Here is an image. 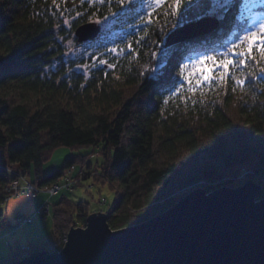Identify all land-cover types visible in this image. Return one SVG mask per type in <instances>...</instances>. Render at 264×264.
Wrapping results in <instances>:
<instances>
[{
  "label": "trees",
  "instance_id": "obj_1",
  "mask_svg": "<svg viewBox=\"0 0 264 264\" xmlns=\"http://www.w3.org/2000/svg\"><path fill=\"white\" fill-rule=\"evenodd\" d=\"M169 2L151 9L149 22L148 13L134 1L131 7L139 14L128 8L129 22L115 26L121 33L100 53L108 46L117 51L85 76L76 71L45 73L51 28L57 14L66 16L73 7L85 12L72 22L75 30L89 17L107 14L105 3L0 0V203L14 178L6 167L33 170L32 182L49 186L89 153L102 157L96 175L117 196L105 211L111 229L163 212L183 196L179 192L184 187L195 183L210 192L258 179L261 189L255 199L264 198V62L257 63L259 54L247 67L233 69L226 80L195 92L188 91L181 75L184 65L188 75L201 56L238 43L242 30L264 14V0H230L217 16L215 30L165 47L171 31L206 16L214 4L182 0L172 15ZM240 79L243 85L236 83ZM181 84L184 88L172 95ZM60 146L90 151L74 153L59 169L43 174V162ZM241 171L244 179H234ZM88 214L86 202L61 196L52 203V231L32 243L31 250L43 249L49 237L71 226L84 227ZM10 226L0 213V229ZM14 261L9 255L0 264Z\"/></svg>",
  "mask_w": 264,
  "mask_h": 264
},
{
  "label": "water",
  "instance_id": "obj_2",
  "mask_svg": "<svg viewBox=\"0 0 264 264\" xmlns=\"http://www.w3.org/2000/svg\"><path fill=\"white\" fill-rule=\"evenodd\" d=\"M206 15L171 31L164 46L202 36L218 27ZM95 22L79 24L78 41L94 39ZM260 185L245 180L210 192L196 188L163 212L111 229L103 212L69 228L60 251H35L10 264H264V198Z\"/></svg>",
  "mask_w": 264,
  "mask_h": 264
},
{
  "label": "rangeland",
  "instance_id": "obj_3",
  "mask_svg": "<svg viewBox=\"0 0 264 264\" xmlns=\"http://www.w3.org/2000/svg\"><path fill=\"white\" fill-rule=\"evenodd\" d=\"M87 1L95 6L101 4L98 0H95V2L94 0ZM134 1L140 2V5L146 11V15L151 11V8L148 7L150 0ZM229 2L230 0H214L212 10L206 15L220 17ZM253 2L255 3V0ZM114 7H118L116 8L117 10H114ZM128 8H130L128 4L116 5L115 0L110 5L105 3V12L107 14L105 13L102 17H97L96 15L88 18L89 21L95 22L97 19L101 21L99 23L101 30L98 36L84 42L76 41L74 30L71 27L73 21L78 20L81 15L83 17L85 16V12L82 10L76 11L77 9L72 7L69 11H66V16L61 13L57 14L54 19L55 24L53 23L54 26L51 28L52 41L47 48L49 60L44 65L45 73L49 74L51 72L63 71L65 74H69L70 71H76L87 76L90 69L94 66L104 65L99 63V60L103 59L106 61L105 56L113 54L114 52L110 50L114 47L108 46V48L103 50L105 54L100 53L101 47L103 46L102 48H105V45L109 43L110 39H113L121 33L115 26L129 22L126 19ZM112 13H115V15H112ZM105 17H107L106 20L104 19ZM108 45L111 44L109 43ZM89 151L90 148H81L76 152V150H72L69 147H57L48 159L43 162L41 166L42 173L46 174L59 169L64 159L74 153L84 154ZM83 159L84 162L82 164L77 162L68 169L63 170L60 177L56 180L60 186L67 184V189L60 187L58 190L55 188L56 190L52 192L38 191V193L34 192L33 194L34 189H29L28 187L23 188L28 182H32L33 170H30V173L28 171L24 173L18 172L17 175H20L18 177L19 180L16 183H11L8 189L9 192H6L4 189L5 197L3 202L0 203V213H3L12 224L10 227L0 229V259L13 255L17 261L35 251L53 252L60 251L63 248L65 242L62 240L67 239L69 229L65 232L57 233L51 238L49 237L43 249L40 246H36L33 251L31 250L32 243H35L37 239L43 236L49 235L52 231V203L58 201L63 195L74 202H86L89 214L97 212L105 213L114 204L117 198L115 190L106 181H102L96 175L99 172L95 171V169L98 170L96 163L101 162L102 157L96 153H89ZM92 172L95 173L91 174ZM17 175L14 177L16 178ZM244 175L245 171H241L234 179L241 181L244 179ZM246 180H253L258 183V179ZM16 187L19 189L15 190ZM196 188H200L199 183L184 187L179 192V195L184 196ZM44 204L47 205L46 208L41 207ZM76 227L81 226H71V228Z\"/></svg>",
  "mask_w": 264,
  "mask_h": 264
},
{
  "label": "snow or ice",
  "instance_id": "obj_4",
  "mask_svg": "<svg viewBox=\"0 0 264 264\" xmlns=\"http://www.w3.org/2000/svg\"><path fill=\"white\" fill-rule=\"evenodd\" d=\"M98 2L110 5L113 0H98ZM181 2L182 0H170L167 4V7L171 9L172 15L177 14V10L180 7ZM115 3L118 6L128 4L130 5L129 11H137V14H139L137 9L131 7L134 0H115ZM164 3L165 0H150L148 7L154 10L156 7H159ZM112 15H115V13H112ZM151 16L152 12L149 11V22ZM104 19L106 20L107 17ZM140 19L142 23L145 21V17L143 16H141ZM95 23L99 24L101 21L97 19ZM242 31L243 35L237 36L236 38L238 43L233 42L232 45L226 48V50L222 53L201 56L194 62L193 71L189 72L188 75H184V70L188 68V65H184L181 69V75L189 85V92H195L196 89L200 88L202 85H210L213 81L226 80L233 69L247 67L249 60L257 61V53L259 54V61H257V63L264 62V14H261L258 19L253 20V22ZM127 47L131 48V44ZM110 51L116 52L117 50L113 48ZM99 63L105 64L107 61L101 59L99 60ZM109 67H113V65H109ZM260 72L264 74V68H261ZM233 79H235V77H233ZM236 83L243 85L244 80H236ZM181 88H184V84H181L178 88H176L172 95L179 93ZM233 91H235V89H233ZM170 98L171 97H169V99ZM165 102L167 103V100Z\"/></svg>",
  "mask_w": 264,
  "mask_h": 264
},
{
  "label": "built area",
  "instance_id": "obj_5",
  "mask_svg": "<svg viewBox=\"0 0 264 264\" xmlns=\"http://www.w3.org/2000/svg\"><path fill=\"white\" fill-rule=\"evenodd\" d=\"M6 170L10 173V174H12L13 176H15V175H17L18 174V172L19 173H24V172H26L25 170H22V169H12V168H9V167H6ZM20 175H17L16 176V178L14 177L11 181H10V183L4 188L5 190H6V192L8 191L9 192V187H10V185H11V183L12 182H17L18 180H19V177ZM29 183V182H28ZM26 184V185H24L23 186V188H29V189H34V191H33V194H34V192H37L38 193V191L39 192H41V191H48V192H52L53 190H58L60 187H63V188H68L67 187V184H65V185H58L57 183H54V184H52V185H49V186H46V185H39V184H37V183H33V182H30L29 184ZM32 183V184H31ZM63 183H65V182H63ZM22 188V189H23ZM56 188V189H55ZM17 189H19L18 187H16L15 188V190H17ZM14 190V189H13ZM41 207H43V208H46L47 207V205H42ZM23 218H25V217H23ZM62 241H66V238L64 239V240H62Z\"/></svg>",
  "mask_w": 264,
  "mask_h": 264
}]
</instances>
